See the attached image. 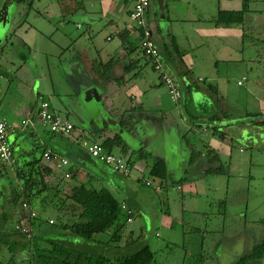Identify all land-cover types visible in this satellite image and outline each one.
Wrapping results in <instances>:
<instances>
[{
	"label": "rangeland",
	"instance_id": "1",
	"mask_svg": "<svg viewBox=\"0 0 264 264\" xmlns=\"http://www.w3.org/2000/svg\"><path fill=\"white\" fill-rule=\"evenodd\" d=\"M6 1L0 0V9ZM48 1L17 0L12 2L9 18L0 21L5 22L11 31L7 38L0 31V36L3 35V40H0V89L3 90L5 99L17 105L26 98L31 100L33 89L39 90L47 100H50L52 109L56 113L73 122L75 126L73 133L77 130L86 131L87 128H91L90 118L92 116L91 122H93L95 115L97 116L93 127L100 128L107 125L113 121V118L105 115V109L110 107V103L94 97L88 101L85 92L79 93L77 85L71 83L67 77L61 76L67 67V61L63 59L64 62H58L56 56L44 54L46 49L42 47L45 43L53 42L58 33L55 35V32H51L49 26L39 19L36 25L44 27L48 32L38 39L40 42L32 49L23 47V43L13 36V28L16 26L15 24L13 28H10V24L14 23L13 19L19 18L23 23L28 16V11H32L30 15V21H32V18H35L33 16H38V13H35L37 9L46 7ZM150 2L151 15L158 23H161L164 32L176 34L182 48L188 51L189 58L185 63L191 77L195 79L204 72L218 74L221 118L227 120L234 116L251 123L255 117L247 114L246 109L249 108L251 112V109H257L259 105L264 108V0H250V8L253 11L246 14L242 25L232 26L233 29H229V32L223 33L219 30L218 37L209 38L199 37L201 33L192 32L189 23L179 22V17L214 16L218 13L220 4L225 9H240L242 0H229V2L226 0H163L162 4L160 0H150ZM208 22V26H211L212 23ZM213 24L216 25L215 22ZM170 40L178 44V41L172 40L171 37ZM83 42L84 38L81 35L75 40L72 39L66 49L69 51L76 47L80 50L82 46H85ZM192 44L199 45V48L191 49ZM203 46L204 49H202ZM222 48L229 53H224ZM57 50L59 51V48L53 46L51 52ZM32 59L39 64V70L33 68ZM215 62L217 65L214 64ZM182 66L184 67L183 64ZM21 67L26 69L25 72L23 69L24 73L27 72V67H32L30 74L33 75H25L23 77L26 79L19 81L20 74L16 73ZM7 69L8 74H6ZM147 70L156 81L160 79L158 74L152 71L150 65L147 66ZM46 72L49 76H44ZM243 76L247 78L243 79ZM239 81L242 82L241 85L238 84ZM211 82L217 83L216 81ZM162 86L166 89L164 85ZM165 99L166 103L174 108V113L171 114L174 117L173 120L181 127L175 109V106H178L175 104L178 102L172 103L168 97L162 99L163 103ZM74 111L82 119L76 116ZM44 128L49 130L48 127ZM198 128V132L192 134V139L194 138L196 143H200L199 138L207 136H204L199 126L196 129ZM240 128L239 125H233L227 130L238 131ZM246 128L249 130L250 139L243 137L241 133L235 139V144L238 145L237 143L240 142L244 146V155L252 157V164L249 162L238 167L225 166L227 162L221 161L225 166L223 171L217 175H206L208 177L205 180L196 177L201 167L197 163H191L193 149H187L186 141L175 135L173 131L169 135L150 134L149 139L148 133L145 134L144 130L133 129L135 133L140 134L133 135L132 141L135 138L141 141V143L140 141L133 142L136 150L133 153L146 157L147 165L145 168L141 167L139 160L131 176L118 178L119 173L114 171L115 174L110 170L109 175L113 177V181L115 180L111 186L120 189L129 205L135 208L134 221L127 223L126 232L134 231L136 238L141 237L138 240L140 244L148 243L156 251L157 264H234L241 256L251 252L255 243H259L257 242L259 238L252 232V229H241L239 222L245 220L246 213L248 219H259L264 216V126L257 127L252 124ZM121 134L123 138H126L125 133L121 132ZM255 138L254 144L259 145L261 151L250 147ZM75 144L79 145L81 142L75 141ZM113 152L123 155V151L117 146L114 147ZM232 153L234 156L241 155L238 148L233 149ZM160 157L166 161L169 173V178L163 184L162 191L158 188L161 180L154 178L150 171ZM101 168L107 171L104 166ZM186 169L190 173L189 180L179 181ZM250 173L254 176L252 177ZM115 176L118 179H114ZM136 176H139L141 181ZM146 180L150 181L151 185H147ZM179 183L182 184V188L177 187ZM224 199H227L224 201L226 204L223 203ZM193 209L200 213L194 212ZM179 211L183 212V219L179 216ZM51 214L53 211H48V215ZM253 230L259 232L257 229ZM204 231L207 235L202 238ZM249 231L253 234L250 235ZM65 236L68 237V235ZM100 238L107 240L108 237L101 235ZM78 240L80 238L74 241ZM18 251L17 257L20 254L24 255L21 250ZM9 256L11 253L1 258L2 261L9 262L11 259ZM16 259V261L19 260V258ZM246 264H264V257L260 260H251Z\"/></svg>",
	"mask_w": 264,
	"mask_h": 264
},
{
	"label": "crops",
	"instance_id": "2",
	"mask_svg": "<svg viewBox=\"0 0 264 264\" xmlns=\"http://www.w3.org/2000/svg\"><path fill=\"white\" fill-rule=\"evenodd\" d=\"M15 1L17 0L6 1L9 11L11 3ZM226 1L229 2V0ZM133 5L134 2L132 0H49L46 7H43V9L38 8L37 11L35 10L36 12L33 10L35 13H38V16H33L35 18H32L34 23L30 21L32 11H28V16L23 23L19 18L13 19L14 23L12 22L10 24V28H13L16 24L14 27L16 30L13 28V36L23 43V47L32 49L33 46H36L35 44L40 42L38 39L42 38L43 35L48 32L44 27L36 25L38 24L39 19H42V21L49 26L47 27L50 28V31L55 32V35L58 33L53 42H48L46 39L51 46L48 43H45V46L42 47L46 49L44 54L46 53L48 55L52 54L53 56H56L58 62H64L63 59L67 61V67L61 76L67 77L71 83L73 82V84L77 85L79 90H76L79 93L85 92L88 101L91 100L90 98L93 99V97L97 100L108 101L110 107L105 109V115L106 117L113 118V121L100 128L93 127V123L97 116L95 115L93 117V122H91V116L90 123L92 126L91 128H87L86 131L77 130L70 135L52 134L49 130L48 132L44 128L47 126H45L38 117L39 99L40 97H44L39 90L33 89L31 100L26 98L21 102L22 104L19 103L17 105L16 103L9 102L5 99L4 92L0 89V118H3L8 122V141L14 145V148H16L12 162L9 165H6V167L9 168V171H7V173H3V171L0 174V213L13 212L14 189L12 178H14V164L23 162V159L26 157H24L23 154H25L27 150L32 149L33 146L31 143L33 140L39 141L45 150L51 149L60 157L69 159L70 165L63 169L57 168L53 162L44 159V164L54 169L56 176L72 182L73 180L70 178V171H74L76 172V177L74 178L75 182L90 180L93 185L98 183V185H96L97 187H106L118 201L125 203L133 211H135V208L129 205L121 190L111 186L115 183V180L113 181V177H110L109 170L112 171V173H115L114 171L116 170L105 162L93 157L82 143L76 145L75 141L78 142V138L103 143L106 138L114 137L116 134L122 136L121 132H123L126 134V138H123V136L122 138L126 143L127 152L123 153V155L119 153L117 154L128 160L129 156L136 151L134 148L135 143L133 144V142L140 141L136 138L132 141L133 135L136 136L135 134H140L135 133V131H133L134 128H136V130H144L145 134L148 133L149 139L150 134L169 135V133L173 131L175 135L186 141L187 149L196 147L197 150H200L201 154L193 163H197V165L201 167L199 174L196 176L201 180H205L208 177L203 173L210 163V155L207 153L208 149H214L215 152L218 153L221 161L225 160L229 166L234 165L238 167L243 164H248L249 162L252 164V157L246 156L247 154L244 155V146H242L240 142L236 145L235 139L238 138L241 133L243 134V137L250 139L251 136L246 126H252L253 123H247L246 119L239 120L234 116L227 120L221 118L219 103L215 102L210 90H208L205 85L206 81H216V84L218 85V74L204 72L200 73L195 79H193L191 77L192 75L186 69L188 68L185 63L189 58L188 51L182 48L176 34H166L164 32L161 23H158L155 17L151 15L149 7L145 16L146 25L152 31L153 39L161 50L163 61L176 76L181 87V100L175 104L178 105L175 106V109L177 112L176 116L180 119L181 127L175 122V120H173L174 117L171 114L174 113V108H171V106L166 103V99L164 103L162 102L163 98L168 97L172 103L175 102L171 99L168 90L160 84V79H158L157 82L152 75L148 74L147 66L150 65L152 71L154 70L151 64H147L146 59L142 56L143 54L139 51L140 49L136 53L130 55L128 45L122 40L121 36L125 32L128 33V39L132 42L139 41L140 39V28L136 26L130 16L133 10ZM218 8L225 9L221 4ZM214 16L200 15L195 18L179 17L178 21L185 24L189 23V28L192 32L196 33L198 31L201 33V36L198 35L199 37H218L217 33L219 30L224 33L225 31L229 32L233 29L232 27L214 25L212 22ZM208 21H210V24L212 23L211 26H208ZM0 31L6 36V38L11 32L5 22H0ZM120 32L123 33L120 35ZM3 35L0 36V40H3ZM81 35L84 38L83 44L85 46L81 47L83 49L80 48L79 50L74 47V50L68 51L66 48L69 42L72 39L75 40L79 38ZM170 37L172 40L178 41V44L176 45L171 41ZM53 46H56L57 49L59 48V51L51 52ZM191 47V49H195L197 47L199 48V45L196 46L192 44ZM202 49H204V46ZM222 49L223 52L226 53L224 51L225 48ZM228 53L229 52L226 54ZM112 56H115L116 60L109 71L110 79H100L98 75L99 73H102V69L100 68L99 71L95 69V67L98 66V60L106 62ZM135 57L141 58L142 60L139 63L133 64V58ZM31 62L33 68L39 70V64H37V61L32 59ZM214 64L217 65V62ZM33 68L27 67V72L24 73L26 69L21 67L20 71L16 73L20 74L18 77L19 81L25 80L26 78L23 77L25 75L32 76L33 74H30V71ZM6 71V74H8L9 70L7 69ZM6 74L3 73L4 76H6ZM45 75L49 76L47 72L44 76ZM246 78L247 77L243 76V79ZM194 81H198L200 87L196 88L193 86L188 90L186 86ZM256 81L257 80H255V82ZM239 82L238 84L241 85L242 82ZM255 82L254 84H256ZM159 86L163 89H159ZM218 89L220 92L219 87ZM94 90L97 92L98 97L94 95ZM126 99H128V101ZM150 100H153V102H149ZM246 110L249 115L254 113L264 114V108L261 107V105H259L257 109H251V112L249 111V108ZM74 113L82 119L78 113L75 111ZM211 116H213V118H211ZM223 116L229 117L227 115ZM261 121L262 117H259L256 119L255 125L257 127H263L261 126ZM233 125H239L241 128L238 131L227 130L228 127H232ZM198 126L202 129L204 136L207 135L199 138L200 143H196L194 138L192 139V134H196L199 130V128L196 129ZM215 126L219 129L223 128V130L226 131V136H224V138L219 135L220 130L219 132H216V129H214ZM129 127L131 129H128ZM119 129L122 130L119 131ZM87 132L88 134H86ZM145 138L147 139V137ZM255 140L256 138L253 139L250 147L261 151L259 145L254 144ZM236 148H238L241 155H233L232 151ZM158 160L164 159L160 157ZM1 163L2 162L0 161V164ZM147 163L148 162L146 161L140 160L139 165L145 168ZM136 164L138 165L136 162L131 166L132 171ZM101 166H104L107 171L103 170ZM67 171L70 172L69 177L64 176V172ZM132 171L130 175H124L119 171L116 172L120 175L118 178H121L122 176H131ZM189 174L188 169H186L179 178V181L189 180ZM251 176L253 177L254 175L251 174ZM115 177L116 178L114 179H118L117 176ZM136 178L141 181L139 176H136ZM177 187L182 188V184L179 183ZM158 188H160L161 191L163 189V187L161 188L160 186ZM120 194H122V197H120L121 199L119 198ZM224 200L226 201L227 199ZM183 209L184 208H182V210ZM193 211L200 213V211L196 209H193ZM178 214L183 219V212L179 211ZM261 218L262 217L259 219ZM259 219H248L246 213L245 220L241 221L244 225H240V228L243 230L252 229V232L259 238V241L257 242L264 240V227L263 225H258L257 221ZM253 229H257L259 232H255ZM206 231H204L205 233H202V238L206 237ZM252 232L249 231V234L252 235Z\"/></svg>",
	"mask_w": 264,
	"mask_h": 264
},
{
	"label": "trees",
	"instance_id": "3",
	"mask_svg": "<svg viewBox=\"0 0 264 264\" xmlns=\"http://www.w3.org/2000/svg\"><path fill=\"white\" fill-rule=\"evenodd\" d=\"M250 11H253L250 8V0H242L240 9L220 8L213 17V22L221 27L242 25L246 14ZM122 33L120 32V35ZM127 34L125 32L121 37L128 45L130 55L140 49L139 51L143 54L147 64H151L152 62L146 57L141 45L144 38L143 29L140 28L141 35L138 42L129 40ZM160 57L163 70L174 78L181 89L176 76L163 61L161 50ZM115 60V56L106 62L98 60V66L95 69L98 71L100 68L102 69V73L98 75L100 79H110L109 71ZM133 60V64H136L142 59L135 57ZM152 68L157 73L153 65ZM158 76L160 84L165 86L161 75L158 74ZM205 85L210 90L215 102L220 103L218 85L207 81ZM193 86L200 87L198 81H194L186 87L190 90ZM250 116L255 117L251 120L253 125L256 119L262 117L261 126H264V114L254 113ZM48 129L52 134L66 135L63 132L53 131L49 127ZM214 129L216 132L220 130L219 135L222 138L226 136L225 130L219 129L217 126ZM102 144L108 151H113L117 146L123 153L127 152L126 143L119 134L106 138ZM11 145L14 156L16 148L13 144ZM31 145L32 149L23 154L24 157L26 156L23 162L14 164L13 212L0 213V264H157L156 251L148 243L140 244L138 240L141 237L136 238L134 231L126 232L127 223H130L129 217H132V221L134 218L132 209L127 206L131 211L128 213L122 207L123 203L118 201L109 189L97 187L91 184L90 180L72 183L65 178L56 176L54 169L43 162L44 154L48 149L45 150L39 141L33 140ZM192 149L191 163L201 154L196 147ZM207 153L210 155V163L204 170V175H216L229 165L222 164L214 149H208ZM50 154L51 157L57 155L51 149ZM145 159L146 157L143 155L133 153L127 162L132 166L139 160L148 162ZM0 165V174L3 171V173L9 171L6 164L1 163ZM150 171L154 178L161 180L160 187L162 188L169 178L167 163L164 160H158ZM70 172V178L74 181L76 172ZM224 201L223 203L226 204ZM24 203L28 205L29 209L24 207ZM50 210L53 211V214L48 215ZM32 211L36 212L35 217H32ZM51 218L53 222H50ZM257 223L264 227V217ZM240 225H244L243 222H239V227ZM65 235L68 237L66 238ZM101 235H106L107 240L101 239ZM76 238H80V240L74 241ZM18 250H21L24 255L20 254L17 257ZM7 253H11L9 256L11 259L6 263L1 258H5ZM263 257L264 240L255 243L251 252L241 256L234 264H246L251 260H260ZM16 258L19 260L16 261Z\"/></svg>",
	"mask_w": 264,
	"mask_h": 264
},
{
	"label": "built area",
	"instance_id": "4",
	"mask_svg": "<svg viewBox=\"0 0 264 264\" xmlns=\"http://www.w3.org/2000/svg\"><path fill=\"white\" fill-rule=\"evenodd\" d=\"M132 1L134 2V5L130 16L131 19L135 22L136 26L143 29L144 38L142 39L141 45L146 54V57L152 62L151 64L155 67L157 73L161 75L162 81H164L165 87L168 90L171 99L177 102L182 97V92L176 84L174 78L169 73L163 70V63L161 62L159 47L153 39L152 31L146 25L145 16L151 2L150 0ZM38 117L45 126H48L49 128H51V130L56 132H63L66 135H70L75 129L74 124L71 121L63 118L61 115L57 114L52 109L49 100L44 97H40L39 99ZM8 129V122L5 119L0 118V161L6 165H9L13 159V147L7 138ZM78 140L93 157H96L97 159L105 162L113 169L121 172L124 175L131 174L132 168L123 156L113 151H108L100 142L88 141L83 138H78ZM44 157L47 161L53 162L59 169H63L64 167H68L70 165V161L68 158L60 157L58 155H54V157H51L50 150L46 151ZM64 176L69 177L70 173L68 171L64 172ZM146 184L151 185V182L146 180ZM24 207L29 209L26 203H24ZM122 207L126 209L128 213L131 212L125 203H123ZM31 215L32 217H35L36 212L32 211ZM128 221H132V217H129ZM50 222H53V219H51Z\"/></svg>",
	"mask_w": 264,
	"mask_h": 264
},
{
	"label": "water",
	"instance_id": "5",
	"mask_svg": "<svg viewBox=\"0 0 264 264\" xmlns=\"http://www.w3.org/2000/svg\"><path fill=\"white\" fill-rule=\"evenodd\" d=\"M162 3H163V0H160V4ZM8 15H9V7L7 3L5 2V4H3V6L0 9V21L7 19ZM93 93L96 97H98V94L95 90Z\"/></svg>",
	"mask_w": 264,
	"mask_h": 264
}]
</instances>
